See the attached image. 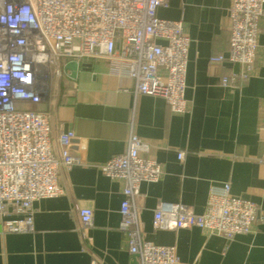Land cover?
<instances>
[{
  "label": "crops",
  "instance_id": "obj_1",
  "mask_svg": "<svg viewBox=\"0 0 264 264\" xmlns=\"http://www.w3.org/2000/svg\"><path fill=\"white\" fill-rule=\"evenodd\" d=\"M228 7V0H169L157 9L161 19L183 21L189 39L185 114L172 113L161 98L135 96L133 82L109 75L104 61L78 63L74 75L66 69L70 62L61 65L51 105L37 109L50 113L52 139L73 132L69 152L81 164L59 172V197L34 203L31 232H0V264H137L119 230L122 184L100 172L126 151L132 134L149 145L142 157L162 169L158 182L140 185L135 200L145 240L174 247L179 264H264V17L253 72L239 88H226L221 78L238 67L211 59L228 54ZM226 183L232 195L258 208L250 234L227 243L198 228H152L160 202L202 214L210 187ZM79 208L93 211L87 245L79 233Z\"/></svg>",
  "mask_w": 264,
  "mask_h": 264
},
{
  "label": "built area",
  "instance_id": "obj_2",
  "mask_svg": "<svg viewBox=\"0 0 264 264\" xmlns=\"http://www.w3.org/2000/svg\"><path fill=\"white\" fill-rule=\"evenodd\" d=\"M228 62L238 70L221 78L237 89L256 64L259 20L264 0H228ZM169 0H0V232L29 233L34 203L59 197V172L81 164L69 152L72 131L51 137L50 113L34 111L51 104L65 62L104 61L109 75L133 82V94L161 98L174 114L188 112L184 98L189 39L183 21L157 16ZM264 118V110H263ZM264 143V120L260 127ZM149 145L130 135L123 154L100 166L103 176L122 184L119 230L137 264H179L174 247L145 240L136 198L142 183H156L160 165L142 157ZM183 159V153H178ZM257 206L232 195L228 183L211 186L205 210L160 202L153 213L154 230L198 228L232 242L250 234ZM79 233L90 242L93 211L77 209ZM91 264H99L92 261Z\"/></svg>",
  "mask_w": 264,
  "mask_h": 264
},
{
  "label": "water",
  "instance_id": "obj_3",
  "mask_svg": "<svg viewBox=\"0 0 264 264\" xmlns=\"http://www.w3.org/2000/svg\"><path fill=\"white\" fill-rule=\"evenodd\" d=\"M77 68H78V64L76 62H70L66 66V69L71 71L73 75L75 74Z\"/></svg>",
  "mask_w": 264,
  "mask_h": 264
},
{
  "label": "trees",
  "instance_id": "obj_4",
  "mask_svg": "<svg viewBox=\"0 0 264 264\" xmlns=\"http://www.w3.org/2000/svg\"><path fill=\"white\" fill-rule=\"evenodd\" d=\"M35 107H36V108H35ZM35 107L31 108V110H32V109H36V110H34V111H41V110H38V109H37L39 106H35ZM43 111H44V110H43Z\"/></svg>",
  "mask_w": 264,
  "mask_h": 264
}]
</instances>
